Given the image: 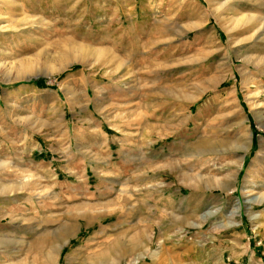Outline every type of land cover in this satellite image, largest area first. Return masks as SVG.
<instances>
[{
  "label": "rangeland",
  "instance_id": "374dc122",
  "mask_svg": "<svg viewBox=\"0 0 264 264\" xmlns=\"http://www.w3.org/2000/svg\"><path fill=\"white\" fill-rule=\"evenodd\" d=\"M0 264H264V0H0Z\"/></svg>",
  "mask_w": 264,
  "mask_h": 264
},
{
  "label": "bare ground",
  "instance_id": "6f19581e",
  "mask_svg": "<svg viewBox=\"0 0 264 264\" xmlns=\"http://www.w3.org/2000/svg\"><path fill=\"white\" fill-rule=\"evenodd\" d=\"M16 26V25H15Z\"/></svg>",
  "mask_w": 264,
  "mask_h": 264
}]
</instances>
